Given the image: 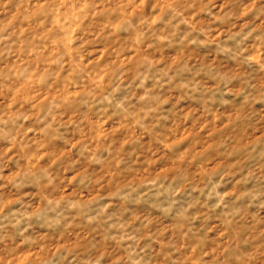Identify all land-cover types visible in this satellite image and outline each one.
Listing matches in <instances>:
<instances>
[{
    "label": "rangeland",
    "instance_id": "obj_1",
    "mask_svg": "<svg viewBox=\"0 0 264 264\" xmlns=\"http://www.w3.org/2000/svg\"><path fill=\"white\" fill-rule=\"evenodd\" d=\"M0 264H264V0H0Z\"/></svg>",
    "mask_w": 264,
    "mask_h": 264
}]
</instances>
